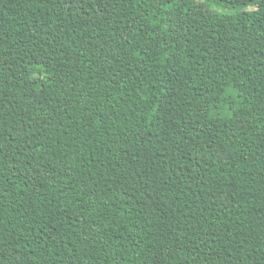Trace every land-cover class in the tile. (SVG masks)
<instances>
[{
  "label": "trees",
  "instance_id": "16d2710c",
  "mask_svg": "<svg viewBox=\"0 0 264 264\" xmlns=\"http://www.w3.org/2000/svg\"><path fill=\"white\" fill-rule=\"evenodd\" d=\"M0 264H264V0H0Z\"/></svg>",
  "mask_w": 264,
  "mask_h": 264
}]
</instances>
